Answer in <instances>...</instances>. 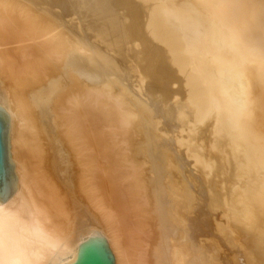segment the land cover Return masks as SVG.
Here are the masks:
<instances>
[{
  "label": "bare ground",
  "instance_id": "1",
  "mask_svg": "<svg viewBox=\"0 0 264 264\" xmlns=\"http://www.w3.org/2000/svg\"><path fill=\"white\" fill-rule=\"evenodd\" d=\"M0 104V264H264V0H0Z\"/></svg>",
  "mask_w": 264,
  "mask_h": 264
},
{
  "label": "water",
  "instance_id": "2",
  "mask_svg": "<svg viewBox=\"0 0 264 264\" xmlns=\"http://www.w3.org/2000/svg\"><path fill=\"white\" fill-rule=\"evenodd\" d=\"M15 191L10 117L6 104H0V201L11 202ZM64 264H115V258L103 235L86 236L85 241L78 243L76 259Z\"/></svg>",
  "mask_w": 264,
  "mask_h": 264
}]
</instances>
